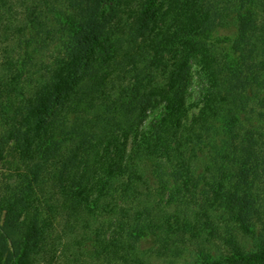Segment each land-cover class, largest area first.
Segmentation results:
<instances>
[{
    "label": "trees",
    "instance_id": "16d2710c",
    "mask_svg": "<svg viewBox=\"0 0 264 264\" xmlns=\"http://www.w3.org/2000/svg\"><path fill=\"white\" fill-rule=\"evenodd\" d=\"M106 1L0 0V264H264V0Z\"/></svg>",
    "mask_w": 264,
    "mask_h": 264
},
{
    "label": "rangeland",
    "instance_id": "374dc122",
    "mask_svg": "<svg viewBox=\"0 0 264 264\" xmlns=\"http://www.w3.org/2000/svg\"><path fill=\"white\" fill-rule=\"evenodd\" d=\"M115 0H107L102 8V15H105L109 9L110 6L113 4ZM191 71L189 75V118L193 116V114L197 113L201 104L198 103L199 99V71L200 67L199 64L192 60L191 63ZM152 114L150 115V117ZM2 170L4 168L0 165V178L2 176ZM148 245V244H147ZM148 247V246H147ZM157 264H202L201 259H198L197 253H184L183 256L180 258H175L171 262L167 261H161L157 259Z\"/></svg>",
    "mask_w": 264,
    "mask_h": 264
}]
</instances>
